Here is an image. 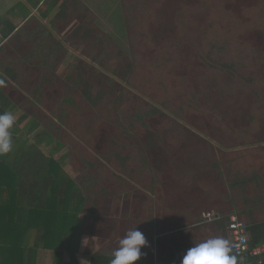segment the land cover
<instances>
[{"label":"trees","instance_id":"trees-1","mask_svg":"<svg viewBox=\"0 0 264 264\" xmlns=\"http://www.w3.org/2000/svg\"><path fill=\"white\" fill-rule=\"evenodd\" d=\"M119 1L129 52L115 45L113 50L118 62L109 72L113 77H106L100 69L83 60L77 61L70 67L67 80L61 79V95H56L59 106L46 108L49 115L37 107L22 111L10 129L12 151L0 156V264H37L40 249L51 251V264H81L82 260H86L84 264H110L113 255L104 252V246L113 245L117 249L119 240L136 227L148 241L137 264L176 261L180 248L171 250L168 235L169 191L163 182H157L161 176L156 171L149 172L147 152L151 149L164 156L173 145L179 151L191 141L200 142L202 150L195 153L196 161L195 156L190 159V169L182 166L186 171L173 176L174 179L190 177L194 186L210 182L216 188L219 179H226L231 185L235 183L233 177H241L243 186L264 178V136H249L243 129L232 147L203 132V138L195 134L189 138L181 131L163 136L172 121L164 110L171 114L175 109H182L191 115L217 116V110L211 106L216 93L223 85L227 86L225 75L233 74L238 86L247 93L243 104L264 107V0H249L244 5V10L256 8L258 28L249 41L239 37L237 52L229 51L232 40L228 38L229 32L213 44L204 36L207 28L213 26L211 19L201 13L191 17L197 10L211 9L215 13V8L221 6L220 0ZM232 3L240 7L237 0ZM56 17L60 27L52 20L48 28L29 19L0 47V81H3L0 113L13 114L19 110L9 95L12 86L9 81L22 82V74L29 70V79L36 78L34 75H40L44 69L53 71L57 59L66 52V40L79 47L100 39L103 48L112 40L101 32L94 15L81 0H61ZM73 24L76 26L72 32L64 37L62 33L69 31ZM56 36H60L59 40ZM202 43L210 47L209 52L201 53ZM226 58L231 65L224 62ZM98 65L106 71L104 62ZM235 67H250L249 75L241 77ZM91 70L99 76L98 81L91 79ZM33 71L37 73L32 75ZM207 75L213 76L208 79ZM32 83L29 82L35 94L38 85L32 86ZM132 91L144 95L150 102ZM28 117H31L29 127L23 131L19 124ZM53 118L68 127L97 157L60 130ZM140 131L143 139L137 144L135 139L138 132L141 135ZM32 133L33 138L29 139ZM66 145L70 146V166L76 173L73 178L63 168L62 161L52 157V153ZM42 147L50 148L48 156ZM131 147L140 154L149 192L154 195L160 187L164 193L161 202L158 201L160 210L154 217L150 213L132 219L124 215L101 223L97 218L101 217L104 203L111 198L117 200L119 190L127 184L106 164L126 174ZM198 171L203 174L200 179L196 177ZM170 176L166 175L171 179ZM100 180L103 185L96 189ZM228 221L223 217L221 224L226 223L227 227ZM80 242L86 243L88 250L77 255ZM249 246L255 245L249 243ZM258 260L250 261L258 264Z\"/></svg>","mask_w":264,"mask_h":264},{"label":"rangeland","instance_id":"rangeland-1","mask_svg":"<svg viewBox=\"0 0 264 264\" xmlns=\"http://www.w3.org/2000/svg\"><path fill=\"white\" fill-rule=\"evenodd\" d=\"M220 1H222L220 4L221 6L215 8V13L211 9H209V11L203 9L194 11L191 17H198V15L201 13V15L206 16L204 18L211 19L213 26L207 28L205 34L203 27L202 31L207 40H211L213 44L218 42L222 35H226L229 32L228 38L232 39L230 42L229 51L232 49L234 51L236 50L237 52L239 51L237 50L239 49V42L237 40L241 41L240 38H244L247 41L251 40V35H253V32L258 28V26H256L255 16L256 8L253 7L244 10L243 7L249 0H237V5L240 7L234 6L232 0H229L231 1L230 4L228 3L229 1L225 3L226 0ZM83 2L94 15L95 23L98 25L101 32L109 35L112 40L107 44V46H104V48L102 45L100 47V39H98V42L94 41L88 45L83 43L79 47L66 40V52L62 58L60 56L59 59H57L53 67L55 68L53 71H50V69L47 68L39 73L40 75H34V73L37 72L33 71L31 74L36 76V78L34 77L33 79H29L27 74L30 72L29 70L24 72L21 76L23 83L20 80H18V83L10 80L9 82L12 86L9 87L10 90H8V92L9 95L14 98L10 99L14 104L17 105V109H19L13 113L15 121L20 117L22 111H31L33 110L32 107L41 109L47 115H49V113L47 112L46 108H54L56 106L58 107L59 105L56 95H61V79L64 81L67 80V75L71 71L70 67L74 65V63H77V61L83 60L84 62L91 64L93 67H95V69H100V72H102L106 77L112 78L113 76L109 72H112L114 68L113 66L118 62L113 50L115 45H118L123 52H129V44L123 31L120 1L84 0ZM167 10L170 11L169 8ZM242 19L246 20L243 21ZM74 26H76V24H73L69 31L62 33L64 34V37L72 32L71 29ZM209 50L210 47L208 45L205 43L200 44L201 53H207ZM190 52L193 54L192 50ZM186 57L188 56L186 55ZM49 59L52 60V58ZM102 62L105 64L103 68H105L106 71L101 69L98 65ZM182 62L185 63L187 61H180V63ZM224 62H227L231 65V61H227V58L224 59ZM249 69L250 67H235V72L241 73L240 76L244 77L245 75H249ZM90 74L91 79L94 78L98 81L99 76H96V72L94 70H91ZM212 76L213 75H207L205 77H208L209 79ZM225 77L228 79L227 86L223 85L221 91L216 93L214 97L215 100L213 102L214 104L211 106L213 110H217V116L214 118L206 115H203V117L200 115L196 116L191 115L182 109H175L172 112L173 114H171L170 112L164 110V113H166L168 118L172 121H169V127H166L167 129L164 131L163 136L169 137L177 135L180 133L179 131L183 132L189 138H192L194 134L203 138V135L205 134L207 137L212 136V138H216L224 146H234L238 142L236 139L241 136L239 133H241L243 129L244 131H248L247 133L249 136H252L251 134H255L256 136H264V107L243 104L244 102L242 100H244L247 93L243 91L244 89L241 86H238L239 84L233 78V74H229V76L225 75ZM29 82H33L32 86H36V84L38 85V88L35 89V94H33L34 87H31ZM132 92L138 97H141L143 100L150 102L148 98H145L144 95L138 93L137 91ZM36 94L38 95L34 96ZM238 102L239 104L237 105ZM234 106L236 107L234 108ZM30 119L31 117H28L26 121L19 124V127L23 131L28 129V122ZM215 119L217 121H215ZM52 120L59 126L60 130H64L67 134L72 136L75 141L81 143L80 139L75 136L68 127L62 125L60 122H57L54 118ZM182 127H184L185 130L182 131ZM73 128H75V126ZM186 129L188 131H186ZM38 130H42V128H39ZM58 134L61 133L58 132ZM33 135V133L30 134L28 138H33ZM137 135V139H135V141L137 144H139L143 139L142 133L141 135L139 134V136ZM190 143L179 151H177V146L173 145L164 156L160 155L158 151L156 152L154 149H151L147 152V159L149 160V172L156 171L158 175L161 176L162 180L158 176L160 180L157 182L164 183L166 189L169 191V201L170 191L172 190L171 188L175 189L176 186H182L185 188L186 184L190 183L189 179H191L190 177L174 179L173 176L177 173L181 175L184 173L183 171H186L185 168L190 169V164L192 162L190 159L195 156L193 160L196 161L197 155H195V153H200L199 150H202V145L200 142L196 141L193 143L191 141ZM81 144L91 155L97 157L93 150L89 149L83 143ZM41 150L46 156L50 154L49 147H42ZM70 154V146L66 145L64 148H62V150L52 153V157L60 162L62 161L63 168L68 173V175L73 178L76 176V173L72 171L70 166ZM128 158L129 161L126 167L127 175H122L114 168L106 164L111 172L120 176L127 184L119 190L120 192L116 195L118 198L117 200L111 198L104 203V209L102 210L101 217L97 218V220H100L99 222L101 223H105L114 218H121L124 215H126L125 217L132 219L136 216L146 217L150 213L154 217L157 214V211L160 210L158 201L161 202V196L164 193H161L159 187L158 191H156L153 195L145 186L148 185V180L145 173L146 170L142 168L143 163L141 162L140 154H137L135 148L131 147L128 150ZM199 159L200 157L197 158L198 161ZM182 166H185V168ZM166 175H171V179L166 177ZM202 176L203 174L201 171L196 173V177L198 179L202 178ZM102 182L103 181L101 180L97 181L95 185L96 189L103 185ZM28 239L31 241L30 238ZM82 246H86L84 242ZM111 248L112 246L107 247L109 250ZM107 249L106 246H104V252H107ZM51 258V251H40L38 256V264H51Z\"/></svg>","mask_w":264,"mask_h":264},{"label":"crops","instance_id":"crops-1","mask_svg":"<svg viewBox=\"0 0 264 264\" xmlns=\"http://www.w3.org/2000/svg\"><path fill=\"white\" fill-rule=\"evenodd\" d=\"M45 9L50 12L47 13ZM60 9L61 0H0V47L29 19H35L48 28H51L52 20L60 27V22L55 19ZM239 149L242 148L232 150ZM241 180V177H233L232 182L235 183L229 185L226 179H219L216 188L210 182L198 186L187 183L185 188H171L168 235L171 250L180 248L177 258L180 255L182 261L189 248L211 238H222L229 244L230 232L226 223L225 226L221 224L223 217L228 220L233 216L237 217L246 225L249 243L255 246L264 244V178L254 179L243 186ZM207 212H213L218 217L206 221L202 214ZM82 244L83 242H80L77 246V255L88 250ZM108 246L112 248L109 250ZM106 249L111 255L116 250L113 245H107ZM40 251L45 250L38 251L37 264ZM236 264H240L237 259ZM258 264H264V256Z\"/></svg>","mask_w":264,"mask_h":264},{"label":"clouds","instance_id":"clouds-1","mask_svg":"<svg viewBox=\"0 0 264 264\" xmlns=\"http://www.w3.org/2000/svg\"><path fill=\"white\" fill-rule=\"evenodd\" d=\"M2 83L3 81H0V84ZM14 123L15 117L11 112L0 113V156L7 155L12 151L10 129ZM147 246L148 241L137 227L129 230L119 240V247L114 251L110 264H137L144 255L141 250ZM230 251L226 240L211 238L189 248L183 256L181 264H236V258L230 255ZM85 261L82 260L81 264H84Z\"/></svg>","mask_w":264,"mask_h":264},{"label":"built area","instance_id":"built-area-1","mask_svg":"<svg viewBox=\"0 0 264 264\" xmlns=\"http://www.w3.org/2000/svg\"><path fill=\"white\" fill-rule=\"evenodd\" d=\"M202 217L206 221L217 218L213 212L203 213ZM227 229L230 232V255H233L240 264H246L252 259H259L264 256V244L250 247L246 225L239 221L237 217L233 216L229 219ZM258 262L260 263V260ZM164 264H176V261Z\"/></svg>","mask_w":264,"mask_h":264},{"label":"water","instance_id":"water-1","mask_svg":"<svg viewBox=\"0 0 264 264\" xmlns=\"http://www.w3.org/2000/svg\"><path fill=\"white\" fill-rule=\"evenodd\" d=\"M176 264H181V256L180 255H178V258L176 260Z\"/></svg>","mask_w":264,"mask_h":264}]
</instances>
